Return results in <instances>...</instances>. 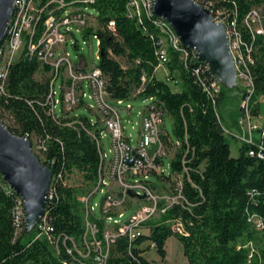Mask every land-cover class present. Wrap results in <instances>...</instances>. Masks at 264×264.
<instances>
[{"label": "trees", "instance_id": "obj_1", "mask_svg": "<svg viewBox=\"0 0 264 264\" xmlns=\"http://www.w3.org/2000/svg\"><path fill=\"white\" fill-rule=\"evenodd\" d=\"M129 1L95 0L91 4L97 11L101 38L98 67L111 100L152 98L172 118L177 141L168 133L163 136L167 151L174 153L171 173L164 176V182L172 191L181 182L183 199L160 220L149 223L145 236L134 242L119 239L106 264H158L144 255L152 243L165 262L171 237L181 243L188 264H264V228L259 230L254 219L264 225V137L263 158L256 143H243L239 156H232L219 112L227 89L222 87L218 96L206 90L216 80L210 70L201 72L204 64L192 51L183 59L182 52L171 49L164 65L169 70L168 80L159 79V54L150 34L157 35L158 29L147 19L140 25L128 18ZM212 1L214 16L221 12L228 22H236L241 33L243 54L254 81L255 118L264 96V34L254 32L247 20L254 9H261L264 31V0ZM199 4L206 5L203 0ZM111 22L114 27L109 29ZM120 59L126 60L127 66ZM40 71L49 77L38 80ZM50 72L49 65L22 55L10 66L5 91L0 93V119L14 134L32 141L56 182L47 208L48 237L35 239L24 225L18 226L20 197L0 174V264H96L93 255L83 258L75 251L76 244L85 243L86 227L83 204L69 181L75 172L91 186L97 180L101 159L90 134L97 124L87 116L52 113ZM250 150L255 151L254 156L249 155ZM176 221L183 224V234L173 231L171 223ZM99 226L104 228L100 221Z\"/></svg>", "mask_w": 264, "mask_h": 264}, {"label": "built area", "instance_id": "obj_2", "mask_svg": "<svg viewBox=\"0 0 264 264\" xmlns=\"http://www.w3.org/2000/svg\"><path fill=\"white\" fill-rule=\"evenodd\" d=\"M94 1L16 0L14 16L7 36L0 46V93L5 91L10 66L25 55L37 59L42 65L51 67L53 82L50 100L53 114L57 113L58 100L55 84L60 77L62 78L63 112L72 114L79 107H87L85 104L87 97L94 101V105L88 108L96 115V120L93 122L97 126L96 130L90 134L97 142L101 163L91 192L79 200L83 204L85 217L84 241L93 243L95 248L91 250L88 247L89 250L85 254L77 248L75 251L83 258L93 255L96 264H106L112 247L119 239L125 238L134 242L148 234L150 231L148 224L160 220L175 204L182 202L183 196L181 182H178L176 191H172L171 186L164 182L167 171L165 160H169V166L172 160L163 141V136L166 134V113L150 98V105L146 106L141 113L139 139L133 145L125 136L121 121V114L131 113L133 107L121 108L125 100L110 99L106 90V79L94 60L89 62L82 57L80 62L75 63L70 58L69 44L72 43L75 48H78L76 32H81L89 38L93 36L98 40L100 47L98 18L87 12ZM195 1L199 3L200 0ZM203 1L206 3L204 6L214 12L213 1ZM154 6V0H130L127 6V16L136 20L140 25H144L147 19L157 27L158 34H150L159 54L160 67L169 61L171 49L182 52V58L187 59L188 51L191 50L182 46L178 35L169 23L155 16ZM261 15V9H254L247 20L248 25L257 34H264L260 26ZM214 17L217 22L227 26L230 49L235 58L238 78L245 87L240 105V124L250 138L244 139V143H253L252 135L255 132H259L262 138L264 137V125H256L252 115L255 88L247 58L242 50L244 46L242 36L236 27V22H228L219 11ZM108 27L112 29L114 23L111 22ZM200 68L202 73L210 70L206 64ZM197 73H200V69ZM86 86L89 88V93L85 90ZM221 88L222 86L216 81H211L206 86V90L215 96L220 94ZM106 138L110 140L109 152L105 144ZM261 141L258 143L261 148L258 155L263 158ZM153 147L155 150L152 152ZM33 149L37 152L35 145ZM249 155L254 156L255 151L250 150ZM152 178L160 179L159 183L154 182ZM100 190L106 194L102 203L101 215L97 216L92 201ZM55 191L56 182L53 176L48 201L53 198ZM130 191H135L137 196H131ZM141 196H144V199ZM18 204L16 220L21 229L23 225L25 226L24 202L21 197ZM130 211L133 212L127 217ZM254 219L257 228L263 230V223L255 216ZM99 221L104 225L102 230ZM46 223L47 211L40 225L48 235L49 229ZM171 226L175 233L185 232L180 221L171 223ZM247 246H252V244ZM151 248L156 250V245L152 243ZM69 253L73 254V251L69 250ZM252 256L251 254L250 257Z\"/></svg>", "mask_w": 264, "mask_h": 264}, {"label": "water", "instance_id": "obj_3", "mask_svg": "<svg viewBox=\"0 0 264 264\" xmlns=\"http://www.w3.org/2000/svg\"><path fill=\"white\" fill-rule=\"evenodd\" d=\"M154 1L155 16L171 25L182 46L191 50L197 61L208 65L216 82L229 90L238 88L227 26L217 22L213 12L195 0ZM15 9L16 0H0V46L7 36ZM0 174L22 198L25 228L27 234H31L46 215L53 171L41 162L29 138L14 134L1 119ZM130 195L137 196L135 191H130Z\"/></svg>", "mask_w": 264, "mask_h": 264}, {"label": "rangeland", "instance_id": "obj_4", "mask_svg": "<svg viewBox=\"0 0 264 264\" xmlns=\"http://www.w3.org/2000/svg\"><path fill=\"white\" fill-rule=\"evenodd\" d=\"M87 12L97 16V11L93 8H88ZM76 40L78 43V48H75L72 45V43L69 44V48H68V51L70 53V58L73 60V62L78 63L80 62V59L84 57L86 58L87 61L92 62V60H94V62L98 64L99 63V51H100L98 40L94 38L93 36H91L90 38L86 37L81 32H76ZM120 60L124 66H127L126 60H123V59H120ZM167 73H169L168 68H165V69L162 68L158 74L161 79L166 78L168 80L169 76L167 77ZM237 74H238V71H237ZM48 77L49 75L44 71H40L36 75V78L38 80H42ZM240 80L241 79L238 78V85H239L238 88H235L233 90L227 89L225 91V94H224V97H223V100H222V103L219 109L222 124L227 132V141L231 145L234 156L239 154V146L237 145V142L235 138L233 137V135L234 133L242 135L245 132L244 128L240 124V115H241L240 105L243 99V93L245 91V87H244V84ZM61 83H62V78L60 77L55 84L56 99L58 100L56 112L58 115L62 114ZM177 88L178 87L174 86L175 90H178ZM85 90L86 92L89 93L88 86H86ZM262 97L260 101H261V110L263 112L262 116L264 118V115H263L264 114V96ZM150 103H151L150 99L143 98V97H140V98L132 97L130 99L125 100L124 104L121 106V108H126L128 106L133 107V110L131 113L125 112L121 114V121H122L125 134L132 139L134 144H136V141L140 135L141 113L146 108V106L150 105ZM85 104L87 105V107H79L72 114L87 116L91 120L95 121L96 115L88 108L94 105V101L90 99L89 97H87L85 99ZM4 118L7 123L10 122L8 115H4ZM254 123L258 126L264 125V122L259 120L257 117H255ZM165 130H166V133L170 135L172 140L176 142L177 140L173 132V121L170 115L168 114H166V117H165ZM260 137H261V134L259 132H255L252 135V140L258 143ZM109 141H110L109 138H106L105 144H106L107 152H109V144H110ZM151 151L153 152V149ZM173 154H174L173 151H169L170 157H173ZM165 168L167 169L166 175H170L171 169L169 166L168 159L165 160ZM152 180L156 183H159L158 178H152ZM69 183L71 187L75 188L78 191V196L80 199L86 197L92 190V186L90 184H87L83 180L82 175L79 172H75V174L72 175ZM105 194L106 193L104 191L100 190L99 193L94 197L92 201V205L94 206L95 214L97 216L101 215L102 203L104 201ZM132 212L133 211L128 212L127 217ZM29 235H34L35 238H39V239L48 237L47 233L43 230V227H41V225H38L37 228ZM148 245L149 244L147 243L146 246L148 247ZM88 247H90L91 250H94L95 248L94 244L91 242L84 243V245L76 244V248L83 254L87 253V251L89 250ZM166 249H167V259L165 262L161 260V258L159 257L155 249L151 248L150 250L146 251L144 255L146 259L150 261H156L158 264H188V261L186 257L184 256L183 247L181 243L175 237H171L168 239L166 243ZM55 250H57L56 247H55ZM89 257L90 256H86L85 258H89Z\"/></svg>", "mask_w": 264, "mask_h": 264}, {"label": "crops", "instance_id": "obj_5", "mask_svg": "<svg viewBox=\"0 0 264 264\" xmlns=\"http://www.w3.org/2000/svg\"><path fill=\"white\" fill-rule=\"evenodd\" d=\"M162 68H167V67H164V66H161V67H159L158 69H157V71H156V75H157V77L159 78V79H161L160 77H159V71L162 69ZM169 76V73H167V77ZM162 80H167L166 78L165 79H162ZM178 89V88H177ZM263 98V97H262ZM261 99V98H260ZM262 110H261V101H260V107H259V114H258V116H257V118L259 119V120H261L262 122H264V118H263V116H262ZM264 115V114H263ZM244 134H242V135H239V134H236V133H234V135H233V137L235 138V140H236V142H237V145L239 146V154H240V148L242 147V145H243V143H244V139H246V138H250L249 137V134L246 132V130L244 129ZM125 136L131 141V143L133 144V145H135L134 143H133V141H132V139L130 138V137H128L126 134H125ZM140 136V135H139ZM139 139V138H138ZM138 139H137V141H138ZM261 139H262V136L260 137V139H259V142L258 143H260V141H261ZM137 141H136V143H137ZM252 142L253 143H256V142H254L253 140H252ZM258 143H256V144H258ZM232 149V148H231ZM155 150V148L153 147V151ZM239 154L238 155H236V156H234L233 155V152H232V156L233 157H238L239 156Z\"/></svg>", "mask_w": 264, "mask_h": 264}, {"label": "bare ground", "instance_id": "obj_6", "mask_svg": "<svg viewBox=\"0 0 264 264\" xmlns=\"http://www.w3.org/2000/svg\"><path fill=\"white\" fill-rule=\"evenodd\" d=\"M252 101H253V99H252Z\"/></svg>", "mask_w": 264, "mask_h": 264}]
</instances>
